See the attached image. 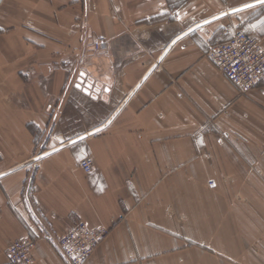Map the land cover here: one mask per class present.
Segmentation results:
<instances>
[{
    "label": "crops",
    "instance_id": "0c3cea01",
    "mask_svg": "<svg viewBox=\"0 0 264 264\" xmlns=\"http://www.w3.org/2000/svg\"><path fill=\"white\" fill-rule=\"evenodd\" d=\"M237 29L264 45V2L0 0V264H66L79 220L85 264H264V80L208 57Z\"/></svg>",
    "mask_w": 264,
    "mask_h": 264
},
{
    "label": "built area",
    "instance_id": "2783aa9c",
    "mask_svg": "<svg viewBox=\"0 0 264 264\" xmlns=\"http://www.w3.org/2000/svg\"><path fill=\"white\" fill-rule=\"evenodd\" d=\"M107 45L105 38H99L94 48L104 51ZM208 57L242 94L249 93L264 80L263 40L244 29H237L227 41L212 45ZM80 168L85 173H91L93 159L87 157L81 160ZM209 184L214 186L215 182L210 181ZM108 233V228H93L79 220L58 239L56 246L66 264H85ZM36 243L31 237L14 241L7 250L9 263L32 264Z\"/></svg>",
    "mask_w": 264,
    "mask_h": 264
},
{
    "label": "snow or ice",
    "instance_id": "6c2138e0",
    "mask_svg": "<svg viewBox=\"0 0 264 264\" xmlns=\"http://www.w3.org/2000/svg\"><path fill=\"white\" fill-rule=\"evenodd\" d=\"M257 2H264V0H257ZM244 8L252 7L250 4L243 5ZM241 9H234V11H240Z\"/></svg>",
    "mask_w": 264,
    "mask_h": 264
},
{
    "label": "rangeland",
    "instance_id": "374dc122",
    "mask_svg": "<svg viewBox=\"0 0 264 264\" xmlns=\"http://www.w3.org/2000/svg\"><path fill=\"white\" fill-rule=\"evenodd\" d=\"M254 173H258L259 177H261L262 179H264V174L262 172H254Z\"/></svg>",
    "mask_w": 264,
    "mask_h": 264
}]
</instances>
